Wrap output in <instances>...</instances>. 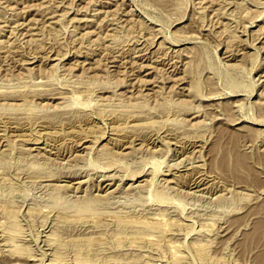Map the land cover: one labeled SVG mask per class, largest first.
I'll use <instances>...</instances> for the list:
<instances>
[{"label":"rangeland","instance_id":"rangeland-1","mask_svg":"<svg viewBox=\"0 0 264 264\" xmlns=\"http://www.w3.org/2000/svg\"><path fill=\"white\" fill-rule=\"evenodd\" d=\"M0 264H264V0H0Z\"/></svg>","mask_w":264,"mask_h":264},{"label":"bare ground","instance_id":"bare-ground-1","mask_svg":"<svg viewBox=\"0 0 264 264\" xmlns=\"http://www.w3.org/2000/svg\"><path fill=\"white\" fill-rule=\"evenodd\" d=\"M232 141V140H231ZM226 152V151H225ZM228 152V151H227ZM230 154V153H229ZM227 155V154H226ZM234 158V157H233ZM244 158V157H243ZM238 159V158H237ZM229 161H231V160H229ZM234 162H235V160H233ZM237 162V161H236ZM228 163H230V162H228ZM242 163H244L243 162V160H241L240 161V164L238 165V166H242L243 164ZM238 164V163H237ZM237 164H234L235 166L237 165ZM237 166V167H238ZM244 167H245V165H244ZM243 167V168H244ZM240 168V167H239ZM242 168V167H241ZM240 170V169H239ZM241 170H243V169H241ZM245 172V171H244ZM81 204H83L84 206H87V205H85V204H89L87 201H85V202H81ZM82 206V205H81ZM83 207V206H82ZM256 232V231H255ZM261 234V233H260ZM256 235V234H255ZM257 237V236H256ZM253 238V237H252Z\"/></svg>","mask_w":264,"mask_h":264}]
</instances>
